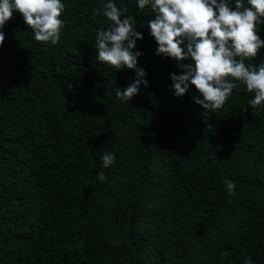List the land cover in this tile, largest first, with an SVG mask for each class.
<instances>
[{
    "label": "trees",
    "instance_id": "trees-1",
    "mask_svg": "<svg viewBox=\"0 0 264 264\" xmlns=\"http://www.w3.org/2000/svg\"><path fill=\"white\" fill-rule=\"evenodd\" d=\"M108 2L143 34L134 51L148 86L129 103L115 90L135 71L96 59ZM62 3L56 45L35 41L17 11L2 29L0 264H264V104L252 113L255 93L239 83L205 117L195 86L182 97L169 87L183 70L156 55L150 6ZM245 63H264V47Z\"/></svg>",
    "mask_w": 264,
    "mask_h": 264
},
{
    "label": "clouds",
    "instance_id": "clouds-1",
    "mask_svg": "<svg viewBox=\"0 0 264 264\" xmlns=\"http://www.w3.org/2000/svg\"><path fill=\"white\" fill-rule=\"evenodd\" d=\"M248 4L250 7H245L242 0H234V4L231 0H138L140 10L150 6L155 14L147 27L158 45L156 55L174 59L183 70L182 74H170L169 87L174 89V96L182 97L190 85L195 86L200 95L193 99L202 106L205 117L223 108L239 83L255 93L248 101L252 113L264 104V63L258 67L245 63L264 47V40L257 35V26L264 24V0H248ZM64 9L62 0H0V45L5 41L2 29L14 11L22 14L35 41L56 45L61 38ZM126 11L113 2L103 6L101 14L110 23L97 32L95 48L99 62L117 71H135V79L123 91L115 90L119 100L129 103L141 84L147 87L148 81L145 70L137 66L142 53L134 51L143 34L135 29L134 17L121 18ZM97 12L101 10L93 14ZM189 58L191 63H184ZM102 161V167L109 168L115 163V155L105 153ZM97 179L106 181L107 177L100 172ZM224 183L227 193L233 195L235 182ZM228 255L222 253L224 257ZM245 264H252L251 258Z\"/></svg>",
    "mask_w": 264,
    "mask_h": 264
}]
</instances>
